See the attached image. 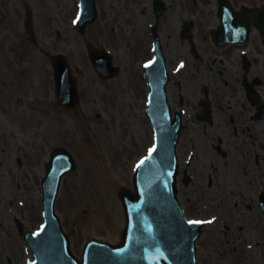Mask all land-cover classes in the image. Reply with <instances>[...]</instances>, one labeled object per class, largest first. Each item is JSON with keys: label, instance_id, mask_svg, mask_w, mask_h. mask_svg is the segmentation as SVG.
Returning a JSON list of instances; mask_svg holds the SVG:
<instances>
[{"label": "rangeland", "instance_id": "obj_1", "mask_svg": "<svg viewBox=\"0 0 264 264\" xmlns=\"http://www.w3.org/2000/svg\"><path fill=\"white\" fill-rule=\"evenodd\" d=\"M198 3L197 11L180 7L177 16L198 14L195 35L203 42L211 25L205 23V4ZM77 4L78 0H0V264H26L33 258L14 217L32 230L42 224L41 180L49 154L57 147L70 150L77 161L75 171L64 178L57 200L74 251L81 255L93 236L120 241L126 217L118 191L133 187L134 167L153 139L152 126L138 101L144 89L137 70L140 63L132 65L148 49L141 41L145 36L138 8L128 9L127 0H99V19L81 34L74 22ZM89 43L106 44L119 53L118 63L126 50L133 56L117 77L102 79L88 57ZM173 50L186 53L181 45ZM60 52L68 56L82 94L73 109L57 102L52 87L51 55ZM197 79L198 75L189 79L192 87L185 83L187 110H196L198 104L201 83L194 82ZM184 88L175 85L171 92L179 94ZM205 130L209 131L204 124L189 120L180 144L183 161L193 143L198 154L188 168L193 182L180 183L188 215L216 217L199 242L202 264H235L245 257L247 261V253L231 245L254 238L242 235L235 218H230L236 215L228 216L233 204L212 203L207 193L214 136H207ZM250 260L259 263L255 257Z\"/></svg>", "mask_w": 264, "mask_h": 264}, {"label": "flooded vegetation", "instance_id": "obj_2", "mask_svg": "<svg viewBox=\"0 0 264 264\" xmlns=\"http://www.w3.org/2000/svg\"><path fill=\"white\" fill-rule=\"evenodd\" d=\"M199 1L205 4L207 11L205 23L211 25L208 33L203 35V42L195 35L198 14L192 13L186 18L177 16L180 7L197 11L198 0H127L128 9L138 8L140 12L145 36L141 41L148 46L142 59L132 61V65L140 63L137 70L144 81L138 101L147 119L149 81L143 65L153 57L154 41L158 38L170 74L167 88L173 109L185 108L186 123L189 120H195L198 125L202 123L209 129L204 134L214 136L210 142L213 161L208 164L210 177L206 186L210 189L207 192L210 202L233 204L228 216L236 215L230 218H235L233 222L242 235L254 238H245L242 243L232 242L231 246H237L236 250L247 253V261L245 257L239 264H250L251 257L257 258L258 264H264V208L261 200L262 196L264 198V0ZM223 7L231 10L234 15L232 25L239 27L241 33L219 43L214 40L212 31L221 24L220 8ZM157 11L162 14L157 16ZM180 45L185 47L186 53L173 50ZM132 56L131 50L121 56V72ZM118 57L119 53L115 58L118 60ZM196 75L198 79L194 82L201 83V93L196 110H187L188 87L185 83L190 85L189 79ZM175 85L178 88L184 86V91L172 93ZM172 97L177 99V104ZM203 102L207 105V112L210 109L212 113L211 121L198 119L207 117ZM196 147L193 143L187 152H193L190 163L181 159L180 183H183L185 172L190 174L188 168L197 160ZM193 180L191 174L189 183ZM188 202L192 203V199Z\"/></svg>", "mask_w": 264, "mask_h": 264}, {"label": "water", "instance_id": "obj_3", "mask_svg": "<svg viewBox=\"0 0 264 264\" xmlns=\"http://www.w3.org/2000/svg\"><path fill=\"white\" fill-rule=\"evenodd\" d=\"M81 7L79 27L83 29L95 16V0H81ZM94 50L91 49V55ZM56 58L57 90L66 102L68 96L64 93L72 94L70 86L64 92L66 83L63 79L69 66L65 59L64 63L60 61L61 57ZM97 68L103 70L100 66ZM153 123L156 144L135 172L136 192L121 189L127 214L124 242L114 246L91 240L83 261L72 254L69 239L55 213V198L62 176L73 169L75 162L69 153L61 150L56 152L43 183L46 219L43 229L24 233L37 257L30 264H197L195 243L201 227L186 220L177 199L176 146L180 123L171 119L166 105L164 113L154 118Z\"/></svg>", "mask_w": 264, "mask_h": 264}, {"label": "snow or ice", "instance_id": "obj_4", "mask_svg": "<svg viewBox=\"0 0 264 264\" xmlns=\"http://www.w3.org/2000/svg\"><path fill=\"white\" fill-rule=\"evenodd\" d=\"M147 66V65H146ZM154 149H150L149 150V154H151V152L153 151ZM141 163H143V161H141ZM190 224H199V223H202L201 221H189ZM208 223H211V221H208Z\"/></svg>", "mask_w": 264, "mask_h": 264}]
</instances>
